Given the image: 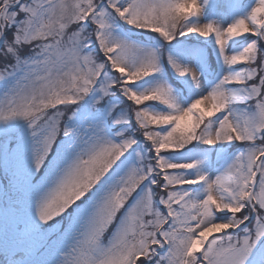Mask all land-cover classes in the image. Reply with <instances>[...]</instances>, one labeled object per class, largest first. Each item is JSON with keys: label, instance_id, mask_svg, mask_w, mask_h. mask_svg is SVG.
Instances as JSON below:
<instances>
[{"label": "snow or ice", "instance_id": "obj_1", "mask_svg": "<svg viewBox=\"0 0 264 264\" xmlns=\"http://www.w3.org/2000/svg\"><path fill=\"white\" fill-rule=\"evenodd\" d=\"M259 14L0 0L3 264H264Z\"/></svg>", "mask_w": 264, "mask_h": 264}, {"label": "rangeland", "instance_id": "obj_2", "mask_svg": "<svg viewBox=\"0 0 264 264\" xmlns=\"http://www.w3.org/2000/svg\"><path fill=\"white\" fill-rule=\"evenodd\" d=\"M64 2L66 3L65 0H64ZM198 2H199V0H198ZM214 2L217 3L218 5L226 6L230 2V0H214ZM231 2L238 3V4L243 5V6H248V5L254 6L256 3V0H231ZM218 10L224 11V10H226V8L221 7ZM259 15H260V18L264 19V14H259ZM3 91H4V85L2 83H0V109L6 108V103L4 102V100L2 98ZM9 129H14L16 131L17 135H20V134H23L26 132L25 123L23 121H20V120L10 121L8 123V125L6 126L5 130H9ZM0 181H4L2 170H0ZM57 221H59V217L57 220H54L53 223H56ZM0 264H3L2 258H0Z\"/></svg>", "mask_w": 264, "mask_h": 264}, {"label": "trees", "instance_id": "obj_3", "mask_svg": "<svg viewBox=\"0 0 264 264\" xmlns=\"http://www.w3.org/2000/svg\"><path fill=\"white\" fill-rule=\"evenodd\" d=\"M67 4L71 5L74 4L76 2V0H65ZM58 219V217L56 218V220ZM53 223V222H52Z\"/></svg>", "mask_w": 264, "mask_h": 264}]
</instances>
